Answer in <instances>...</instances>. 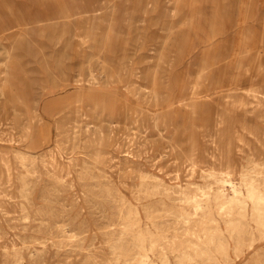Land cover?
Instances as JSON below:
<instances>
[{
	"label": "rangeland",
	"instance_id": "1",
	"mask_svg": "<svg viewBox=\"0 0 264 264\" xmlns=\"http://www.w3.org/2000/svg\"><path fill=\"white\" fill-rule=\"evenodd\" d=\"M247 89L264 91V0H0L2 237L17 242L11 248L52 238L49 264H122L134 254L126 250L137 242L133 233L147 231L148 211L166 215L161 227L168 228V241L176 233L178 243L187 241L179 200L166 196L167 211H159L162 188L151 178L130 172L128 185L139 189L133 193L101 160L125 159L116 145L138 133L143 173L186 184L200 180L187 176L191 150L198 158L202 149L210 155L216 135L233 132L243 134L253 152L236 147L235 169L250 165L263 149L264 120L252 117L255 136L225 119L228 92L244 101ZM61 159L76 165L64 168ZM123 197L138 206L142 223ZM143 204L152 209L144 211ZM52 225L85 232L52 237ZM150 229L149 240L165 245ZM116 241L124 254L112 250ZM257 245L235 264H264V237ZM4 251L0 246V264H9ZM147 254L163 264L159 249ZM170 262L177 263L172 253Z\"/></svg>",
	"mask_w": 264,
	"mask_h": 264
},
{
	"label": "bare ground",
	"instance_id": "2",
	"mask_svg": "<svg viewBox=\"0 0 264 264\" xmlns=\"http://www.w3.org/2000/svg\"><path fill=\"white\" fill-rule=\"evenodd\" d=\"M253 91L256 92V90H248L244 92L243 95L247 97V100L244 101L242 99H238V97L234 95L236 93L235 91L228 92L229 94H227L226 102L228 104V107L225 108V112L227 113L228 118H226L225 116V119L231 121L232 123L238 124L241 128H245L250 133L257 136L260 132L257 131V129L254 128V126L251 124V119L253 116H258L260 119L264 120V91H258V94L253 93ZM246 111L249 113V116L246 115ZM225 119L221 118L220 120L224 122ZM57 128L58 133L62 135L65 130L61 121L58 123ZM222 136H226L223 144L221 143ZM246 144L247 142L243 134L237 135L233 132L226 134H224V132L218 133L216 135V151L214 153L206 155L203 149L201 151L198 150V153L199 151L201 152V155L198 158L195 152V148H193L191 150L192 153L189 159H187L189 164L187 168V176L199 174L200 180H188L186 184H170L160 173H143L144 165L142 160H139L138 158L142 155L144 148L138 133H133L124 140H120L116 145L115 150L118 153H123L125 159H122L118 154H112L110 157L105 156V158H103L101 161H105L108 168L109 166H111V168L117 172L118 182L130 188L133 193L138 192L139 189L138 183H133L135 187H131V185H128L127 179L130 178V172H135L143 176L146 175L151 178V182L154 187L162 188L160 190V194H163L161 200L163 206L158 209L159 211H167V206L169 205V203L165 199L166 196L168 199L179 200V209L182 214L181 217L182 219H184L183 222L187 224L186 227L183 226L182 230L184 234L189 237L187 241L178 243V241L176 240V236H178V233H176L174 240L168 241V228L161 227L167 219L165 217L166 215L149 214L147 210L152 209V206L143 204L144 211H147V231H145L144 228H138V230L133 233L136 237L135 239H137V242H130V245L127 244L128 247H126V250H133L134 254L132 255L131 259H128L127 262L123 261L122 264H156V261L152 260L151 256H148L147 254L148 251L150 252L155 249L160 250V258L163 264H171L170 253H172L176 258V264H193V262H195V264H235L237 262V259L243 258V253H246V251H256L258 249V241H261V239L264 237V137L262 141L263 149L259 153L260 157H254L250 165H247L245 167L241 166L239 170H236L234 167L233 159V152L234 150H236V147L237 149L239 148L241 150L246 149L247 153H253L251 150L252 147H250L251 145L246 147ZM79 146L84 148L86 147L83 142ZM54 152L58 155H62V153L60 152ZM130 160L132 161V163H130L128 167V172L123 173L121 171L122 166ZM60 162L62 167L64 168H69L70 165H76L70 162L67 163L62 159ZM236 175L239 176L237 177ZM139 199L140 198L138 197L137 200ZM35 202L36 197H33L32 203L34 204ZM124 202L128 204L129 210L135 214L134 219H136L138 224L142 223L144 220L140 214L138 206L123 197V203ZM157 217H161L164 220L157 221L155 219ZM254 221L256 225L253 224ZM151 227H154L156 229L159 238L165 239V245H163L160 241L159 243L158 240H156L158 239V237L156 239L152 238L149 240L150 237L148 236V234H150V232H154L152 231L154 229H150ZM67 231L70 232V236L72 237L81 235L85 232L84 230H80L79 233L77 232L75 234L66 225L62 227H55L54 225H52L49 229V234L53 237L59 236L60 233H65ZM95 236L96 235H94V238ZM1 237L2 231L0 230V246L5 247L4 252H6L7 254L6 257L9 264L15 263L16 261H18V259L21 264H49L50 259L46 256V254L48 253L47 245L48 240H53L52 238H48L46 239V241L43 239H37L35 241L34 247L32 245H27L25 244L26 242H24V244L26 245L25 247H23V244L22 247L11 248V246L17 244V242H13V240L11 241L12 243H8L6 240H4V236L2 238ZM118 238L121 239L122 237ZM81 240L83 241L81 242V245H83V249H87L90 244H86L84 242L86 240H84L83 238ZM148 241L150 245H148ZM58 244L59 243L57 242V245ZM124 247V244H118L117 242L113 243L111 248L115 252H117V250H121V252L123 251L124 254ZM23 248H26L27 251L21 252L20 249ZM12 249H14V252H12ZM143 256L149 257V261L147 263L142 260Z\"/></svg>",
	"mask_w": 264,
	"mask_h": 264
}]
</instances>
